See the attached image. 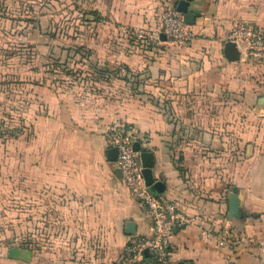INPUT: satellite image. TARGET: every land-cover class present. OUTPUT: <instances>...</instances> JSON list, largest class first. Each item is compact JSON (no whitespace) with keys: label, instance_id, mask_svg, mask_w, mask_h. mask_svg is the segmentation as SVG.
Returning <instances> with one entry per match:
<instances>
[{"label":"crops","instance_id":"1","mask_svg":"<svg viewBox=\"0 0 264 264\" xmlns=\"http://www.w3.org/2000/svg\"><path fill=\"white\" fill-rule=\"evenodd\" d=\"M159 1L95 0L72 45L90 50L82 78L51 82V264H114L132 234L150 233L146 207L110 159L119 136L152 152L158 195L196 219L173 230L164 264H264L256 247L264 242V66L239 46L235 61L223 51L236 19L264 27V0L189 1L193 39L183 46L148 48L119 35L121 25H152ZM17 138L0 131V198L12 180L16 190L25 176L40 181L39 146L3 143ZM232 187L239 214L231 218ZM201 219L228 224L243 242L220 247L201 235ZM149 263L159 264L141 261Z\"/></svg>","mask_w":264,"mask_h":264},{"label":"rangeland","instance_id":"2","mask_svg":"<svg viewBox=\"0 0 264 264\" xmlns=\"http://www.w3.org/2000/svg\"><path fill=\"white\" fill-rule=\"evenodd\" d=\"M94 2L0 0V131L18 137L3 143L39 146L40 180L27 184L25 176L23 189L14 180L2 188L0 264H51V82L82 78L86 58L72 45ZM11 246L30 249L31 259L8 257Z\"/></svg>","mask_w":264,"mask_h":264},{"label":"built area","instance_id":"3","mask_svg":"<svg viewBox=\"0 0 264 264\" xmlns=\"http://www.w3.org/2000/svg\"><path fill=\"white\" fill-rule=\"evenodd\" d=\"M126 41H133L149 48H157L165 41L175 46L187 45L193 39V32L185 22L183 13L167 1H159L153 11L152 25H121L117 29ZM165 36L162 40L160 35ZM225 41H234L242 50L245 60L250 64L264 66V27L246 19H236L228 30ZM117 149L116 167L121 172L124 184L135 199L142 203L150 216L149 234H132L121 256L114 264H141L145 257H151L155 263L164 264L171 257V237L175 228H184L196 219L183 212L175 202L153 194L145 184L142 165L133 142L126 136H119L114 143ZM201 235L212 238L222 248L235 251L243 242L238 231L228 224H211L205 219L199 221ZM261 252L262 240L256 241Z\"/></svg>","mask_w":264,"mask_h":264},{"label":"water","instance_id":"4","mask_svg":"<svg viewBox=\"0 0 264 264\" xmlns=\"http://www.w3.org/2000/svg\"><path fill=\"white\" fill-rule=\"evenodd\" d=\"M191 0H176L174 3L176 9L183 13V17L186 23H193L194 14L188 11V3ZM162 40H165L163 34L160 35ZM223 51L228 60L235 61L239 59L240 52L234 41H226L223 46ZM133 149L138 153L140 163L142 165V174L144 177L145 184L148 186L149 190L153 194H160L164 189V183L155 179L152 175V166H153V154L148 150H142L137 141L133 143ZM111 153L110 159L115 160L117 156L116 147L110 149ZM117 172L121 176L120 170L117 168ZM239 214V201L237 198V189L235 187L231 188L229 193V216L235 217ZM135 225L132 221L126 223V232L134 233ZM32 251L26 248H20L17 246H12L8 248L7 255L10 258H20L22 260L28 261L31 259ZM154 264V263H149Z\"/></svg>","mask_w":264,"mask_h":264},{"label":"trees","instance_id":"5","mask_svg":"<svg viewBox=\"0 0 264 264\" xmlns=\"http://www.w3.org/2000/svg\"><path fill=\"white\" fill-rule=\"evenodd\" d=\"M128 42H130V44H132V45H139V44H137V43H135V42H133V41H128ZM74 48V51H75V53L76 54H78L80 57H84V58H86V59H88L89 58V55H90V50L87 48V47H85V46H83V45H76V46H74L73 47ZM149 48V47H148ZM95 65H97V63L95 64V63H93V62H89V66L91 67V66H94L95 67ZM101 74H105V72H104V69L103 68H100V69H97ZM8 133H10V134H13V132L11 131V130H9V131H7Z\"/></svg>","mask_w":264,"mask_h":264}]
</instances>
